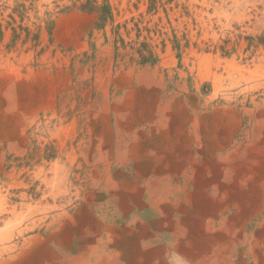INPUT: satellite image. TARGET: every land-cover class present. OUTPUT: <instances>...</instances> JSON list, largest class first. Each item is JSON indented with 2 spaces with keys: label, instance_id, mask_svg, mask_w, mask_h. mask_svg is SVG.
Segmentation results:
<instances>
[{
  "label": "rangeland",
  "instance_id": "obj_1",
  "mask_svg": "<svg viewBox=\"0 0 264 264\" xmlns=\"http://www.w3.org/2000/svg\"><path fill=\"white\" fill-rule=\"evenodd\" d=\"M131 92L181 102L186 118L234 108L240 127L212 159L218 179L202 144L190 150L210 184H235L253 142L264 145V126L251 132L264 110V0H0V247L55 208L42 203L57 188L95 184L93 172L139 179L134 161L107 171L97 158L104 117L116 140L127 135L119 108ZM186 170L174 184H199Z\"/></svg>",
  "mask_w": 264,
  "mask_h": 264
},
{
  "label": "crops",
  "instance_id": "obj_2",
  "mask_svg": "<svg viewBox=\"0 0 264 264\" xmlns=\"http://www.w3.org/2000/svg\"><path fill=\"white\" fill-rule=\"evenodd\" d=\"M119 109L128 116L127 135L116 140L104 117L97 158L107 171L115 162L124 167L134 161L139 179L103 178L93 172L95 184L55 187L56 196L42 203L55 208L30 215L29 223L18 230L23 241L0 247V264H264V166H254L264 165L263 141H254L249 149L254 162L235 169V184H210L190 150L196 140L202 144L203 159L218 168L213 180L218 179L221 163L212 159L230 145L240 127L239 113L224 107L186 118L183 103L173 109L144 103L134 92ZM177 116L181 118L174 119ZM259 116L251 130L255 136L264 126V110ZM225 122L229 128L222 131ZM189 165L195 166L199 184H174L186 176ZM149 174L159 176L161 184H139ZM104 179L107 184H98ZM22 252L27 257L20 259Z\"/></svg>",
  "mask_w": 264,
  "mask_h": 264
},
{
  "label": "bare ground",
  "instance_id": "obj_3",
  "mask_svg": "<svg viewBox=\"0 0 264 264\" xmlns=\"http://www.w3.org/2000/svg\"><path fill=\"white\" fill-rule=\"evenodd\" d=\"M254 162V161H253ZM254 169V168H253ZM256 170V169H255ZM195 185V184H194ZM247 185V184H246ZM248 185H250V184H248ZM185 187V186H184ZM257 187V186H256ZM224 188V187H223ZM252 188V187H251ZM81 189V188H80ZM126 190V189H125ZM131 191V190H130ZM142 191V190H141ZM256 191H257V189H256ZM255 191V192H256ZM64 192V191H63ZM119 192V191H118ZM92 193V192H91ZM94 193V192H93ZM139 193V192H138ZM143 193V192H142ZM193 193V192H192ZM261 193H263V192H261ZM102 194V193H101ZM122 194V193H121ZM178 194V193H177ZM108 195V194H107ZM120 195V194H119ZM118 195V196H119ZM129 195V194H128ZM132 195V194H131ZM135 195H137V194H135ZM186 195V194H185ZM184 195V196H185ZM100 196V195H99ZM114 196V195H113ZM142 196V195H141ZM174 196H176V195H174ZM180 196V195H179ZM202 196V195H201ZM97 197H98V195H97ZM104 197V196H103ZM191 197H192V195H191ZM203 197V196H202ZM58 198V197H57ZM107 198H109V197H107ZM199 198V197H198ZM133 199V198H132ZM100 200V199H99ZM118 200V199H117ZM111 201V200H110ZM139 201H141V199L139 200ZM147 201V200H146ZM99 202V201H98ZM129 202V201H128ZM135 202V201H134ZM229 202V201H228ZM140 203V202H139ZM142 203V202H141ZM233 203V202H232ZM118 204V203H117ZM145 204V203H144ZM96 205V204H95ZM139 205H141V204H139ZM146 205V204H145ZM69 206V205H68ZM94 206V205H93ZM147 206V205H146ZM222 206V205H221ZM85 207V206H84ZM116 207V206H115ZM141 207V206H140ZM148 207V206H147ZM65 208V207H64ZM163 208H164V206H163ZM163 208H162V210H163ZM51 209V208H50ZM85 209V208H84ZM147 209V208H146ZM145 209V210H146ZM118 210V209H117ZM226 210V209H225ZM83 211V210H82ZM48 212V211H47ZM81 212V211H80ZM79 212V213H80ZM122 212V211H121ZM147 212V211H146ZM240 213V212H239ZM206 214V213H205ZM224 214V213H223ZM75 215V214H74ZM258 215H259V213H258ZM261 216V215H260ZM264 216V215H263ZM262 216V217H263ZM123 217V216H122ZM77 218V217H76ZM261 218V217H260ZM122 219V218H121ZM218 219V218H217ZM76 220V219H75ZM118 220V219H117ZM198 220V219H197ZM46 221V220H45ZM82 221H84V220H82ZM196 221V220H195ZM194 221V222H195ZM38 222V221H37ZM78 222V221H77ZM90 222V221H89ZM197 222V221H196ZM79 223V222H78ZM87 224V223H86ZM89 224V223H88ZM79 225V224H78ZM257 225V224H256ZM123 226V225H122ZM132 226V225H131ZM72 227V226H71ZM92 227V226H91ZM113 227V226H112ZM136 227H138V226H136ZM255 227V226H254ZM36 228V227H35ZM68 228V227H67ZM70 228V227H69ZM75 228V227H74ZM111 228V227H110ZM76 229V228H75ZM115 229V228H114ZM236 229H238V228H236ZM74 230V229H73ZM119 230V229H118ZM123 230V229H122ZM121 230V231H122ZM255 230V229H254ZM79 231V230H78ZM84 231V230H83ZM120 231V232H121ZM156 231V230H155ZM162 231V230H161ZM165 231V230H164ZM163 231V232H164ZM253 231V230H252ZM251 231V232H252ZM62 232V231H61ZM117 232H119V231H117ZM167 232H170V231H167ZM263 233H264V230H263ZM119 234V233H118ZM214 234V233H213ZM218 234V233H217ZM262 234V233H261ZM62 235H64V234H62ZM127 235V234H126ZM259 235V234H258ZM73 236V235H72ZM79 236V235H78ZM195 236V235H194ZM8 238V237H7ZM65 238H66V236H65ZM120 238V237H119ZM56 239V238H55ZM60 239V238H59ZM129 239V238H128ZM214 239V238H213ZM127 240V239H126ZM146 240V239H145ZM212 240V239H211ZM58 241H60V240H58ZM67 241V240H66ZM79 241V240H78ZM262 243V242H261ZM73 244V243H72ZM122 244V243H121ZM180 244H182V243H180ZM2 245V244H1ZM74 245V244H73ZM114 245H116L115 243L113 244V246ZM118 245V244H117ZM12 246V245H11ZM79 246V245H78ZM81 246V245H80ZM121 246V245H120ZM216 246V245H215ZM236 246V245H235ZM263 246V245H262ZM7 247H8V245H7ZM64 247H66V246H64ZM238 247H241V246H238ZM10 248V247H9ZM8 248V249H9ZM72 249V248H71ZM76 249H77V247H76ZM186 249H188V248H186ZM201 249V248H200ZM248 249V248H247ZM10 251V250H9ZM180 251V250H179ZM183 251V250H182ZM250 251V250H249ZM12 252H14V251H12ZM184 252V251H183ZM233 252V251H232ZM31 252H29V254H30ZM209 253H211V252H209ZM125 254V253H124ZM123 254V255H124ZM186 254H189V253H187L186 252ZM207 254V253H206ZM220 254V253H219ZM34 255H36V254H34ZM228 255V254H227ZM254 255V254H253ZM25 257H27V253L26 252H22L21 253V255L19 256V258L20 259H23V258H25ZM28 257H29V255H28ZM34 257V256H33ZM1 258V257H0ZM19 258H11V260L10 261H13V260H17V259H19ZM29 259H31V258H29ZM219 260V259H218ZM115 261V260H114ZM117 261V260H116ZM121 261V260H120ZM127 261V260H126ZM35 262V261H34ZM254 262V261H253ZM32 263H33V261H32ZM36 263V262H35ZM117 263V262H116ZM1 264H8V262H6V261H4V262H1ZM34 264V263H33ZM37 264V263H36ZM114 264V263H113Z\"/></svg>",
  "mask_w": 264,
  "mask_h": 264
}]
</instances>
